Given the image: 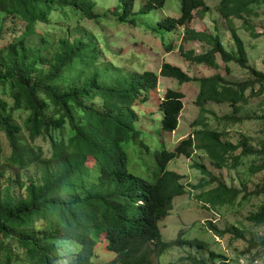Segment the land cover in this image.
Masks as SVG:
<instances>
[{"label": "trees", "instance_id": "1", "mask_svg": "<svg viewBox=\"0 0 264 264\" xmlns=\"http://www.w3.org/2000/svg\"><path fill=\"white\" fill-rule=\"evenodd\" d=\"M134 3L120 1L117 21L132 16ZM164 4L165 0H148L140 13ZM260 8L264 0H219L216 9L231 33L235 54L220 36L189 27L195 13L204 16L210 11L206 0H183L178 18L160 22L168 31L182 27L186 41L208 46L201 55L182 50L187 61L219 70L220 57L228 73L229 64L236 63L247 79L233 83L220 75L190 76L169 63L162 65L159 75L114 73L100 36L84 26L85 21L94 25L107 21L95 0H0V181H7L0 184V264H60L65 258H73L69 264H96L100 248L115 254L109 264H153L154 257L172 247L208 251L207 242L185 239V230L174 240L162 238L160 222L171 214L175 198L187 193L183 176L171 163L200 151L216 169H236L243 156L264 158V147L257 152L244 142H225L222 131L198 120L192 127L199 130L182 137L174 148L151 150L144 132L135 127L146 116L139 104L146 105L162 76L179 84H198L196 105L202 115L207 103L228 104L235 115L217 118V123L239 124V107L251 97L264 96V71L248 64L235 21H242L254 38L260 37L250 23ZM184 98L177 90L165 93L159 106L163 132L178 129ZM130 143L146 147L155 162L154 172L129 168ZM33 167L38 175L31 181L8 175ZM195 168L203 175L193 188L203 192L198 196L203 208L218 210L247 199L206 166ZM262 171V166L250 168L253 175ZM208 187L213 188L206 191ZM248 220L263 225L264 204ZM208 226L218 237L234 234L212 222ZM250 248L260 249L263 257L264 241L250 243ZM171 264L208 263L188 255Z\"/></svg>", "mask_w": 264, "mask_h": 264}, {"label": "rangeland", "instance_id": "2", "mask_svg": "<svg viewBox=\"0 0 264 264\" xmlns=\"http://www.w3.org/2000/svg\"><path fill=\"white\" fill-rule=\"evenodd\" d=\"M120 1L95 0L98 12L106 14L107 21L97 25L90 21L84 22L88 32L92 31L100 36L105 59L113 62L115 69L111 68L114 73L122 76L127 73L142 74L145 71H153L159 75L162 65L169 63L180 67L188 75L198 78L220 75L226 81L233 83L247 79L245 71L236 63L229 64L231 72L228 73L220 57H217L220 69L213 70L206 66L195 65L182 56V50L193 51L196 55H201L208 50L205 44L186 41L182 27L168 31L160 25V22L166 18L173 19L180 16L183 0H165L162 8H154L146 13H140V11L148 0H135L134 13L125 22L117 21L115 16ZM206 2L211 8L210 11L204 16L195 13V19L189 27L196 31L220 36L225 48L235 54L236 47L231 33L216 9L219 0H206ZM258 13V17L250 19L251 30L260 36L258 38H254L242 27V21L236 20L235 24L239 28L238 34L246 47L248 64L264 71V8L258 9ZM132 20L134 23L130 22ZM39 29L42 32L46 31L43 26ZM170 46L173 49H168ZM169 89L180 91L185 97L180 124L174 133H165L161 129L162 113L159 111V106ZM199 89L200 86L196 83L179 84L176 80L159 76L158 87L150 92L146 105L139 104V110L144 111L146 116L135 123V127L144 132L143 139L151 150L160 149L163 146L168 150L174 148L182 137H187L199 130L198 127H192V124L198 120L207 123L210 128L222 131L225 142L232 144L244 142L247 148L257 152L264 147V96L251 97L247 105L239 107L236 114L238 118H242L239 124H219L216 119L235 115L234 108L228 104L207 103L204 106L205 115H202L196 105ZM246 94L250 96V91ZM126 148L131 170L137 173L156 170L152 155L145 152L146 147L139 143H130ZM240 152L238 151L236 155ZM196 164L206 166L229 188L241 190L247 199L239 200L232 206H224L218 210L212 207L203 208L198 198L202 191L193 190L203 178L201 172L195 168ZM252 166L264 167V158L259 154L243 156L238 168L221 170L216 169L209 157L200 151H196L189 159L181 158L172 162L170 167L183 176L182 183L187 187V193L175 198L171 214L160 222L162 238L167 241L174 240L182 230H185V239L207 242L208 251L172 247L160 257H154L153 264H171L188 255L196 256L208 264H264V255L259 257L262 251L250 250V243L264 241V224L255 226L248 220L249 216L257 212L264 204V171L253 175L250 172ZM8 175L14 179L18 177L21 182H25L34 180L38 173L33 167L19 172L18 175L16 172H9ZM0 184L6 185L7 181L1 180ZM213 187H208L206 191ZM208 222H212L219 230H230L234 234L218 237L210 230ZM212 254L216 257L214 258ZM114 256L115 254L100 248L95 262L109 264ZM71 259L73 258H65L60 264H69Z\"/></svg>", "mask_w": 264, "mask_h": 264}]
</instances>
